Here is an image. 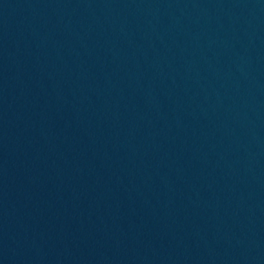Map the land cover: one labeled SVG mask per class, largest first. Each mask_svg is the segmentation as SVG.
I'll return each instance as SVG.
<instances>
[{
	"label": "water",
	"instance_id": "obj_1",
	"mask_svg": "<svg viewBox=\"0 0 264 264\" xmlns=\"http://www.w3.org/2000/svg\"><path fill=\"white\" fill-rule=\"evenodd\" d=\"M0 264H264V0H0Z\"/></svg>",
	"mask_w": 264,
	"mask_h": 264
}]
</instances>
